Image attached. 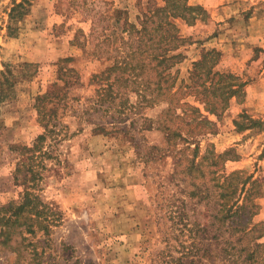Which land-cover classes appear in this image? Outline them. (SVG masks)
<instances>
[{
	"label": "rangeland",
	"instance_id": "rangeland-1",
	"mask_svg": "<svg viewBox=\"0 0 264 264\" xmlns=\"http://www.w3.org/2000/svg\"><path fill=\"white\" fill-rule=\"evenodd\" d=\"M188 3L206 12L192 24L175 19L180 33L188 38L181 48L185 58L175 68L178 84L190 83L194 61L209 49L222 53L218 69L247 81L244 99L233 98L217 120L215 133L198 139L200 155L214 147L224 154L221 164L227 174L243 170L259 180L262 196L255 221H264V131H238L234 124L242 110L264 121V0ZM157 4L165 1L0 0L3 95L8 93V83H13L0 102V219L12 214V206L23 200L24 186L14 180L18 159L13 147L32 144L43 131L34 105L36 97L57 80L60 60L74 58L70 65L83 83L75 91L88 96L92 76L111 64L108 57L119 54L112 47L120 45L117 38L123 18L135 20L142 7ZM117 18H121L118 24ZM107 29L112 40L104 37ZM188 100L193 103V98ZM165 106L147 113L156 115ZM65 121L74 135L60 146L61 173L47 172L44 182L31 189L40 196L41 207L47 206L48 228L36 224L33 234L26 231L23 219L0 224V264H177L178 257L182 264H189L193 258L187 248L193 240L189 230L197 229L194 222L208 217L204 203L187 197L192 186L182 172L185 159L167 155L165 150L160 151L165 156L159 154L146 164L131 136L95 133L70 116ZM138 139L167 148L158 130L144 131ZM186 155L191 157L192 152ZM210 243L216 253V241Z\"/></svg>",
	"mask_w": 264,
	"mask_h": 264
},
{
	"label": "trees",
	"instance_id": "trees-1",
	"mask_svg": "<svg viewBox=\"0 0 264 264\" xmlns=\"http://www.w3.org/2000/svg\"><path fill=\"white\" fill-rule=\"evenodd\" d=\"M164 1L163 5L142 7L135 20L123 18L117 38L120 45L112 47L119 54L108 57L111 64L92 76L89 85L93 88L88 96L75 91L83 83L81 75L70 65L74 58L60 60L57 80L36 97L34 105L43 131L32 144L13 147L18 159L14 180L24 186V195L20 204L12 206L13 213L0 219V224L23 219L28 224L26 231L33 234L36 224L40 229L48 228L47 206L41 207L40 196L31 189L44 182L47 172L60 175L64 162L60 146L74 135L65 121L70 116L78 119L81 127L91 126L95 133L131 136L146 164L159 154L165 156L166 153H160L165 150L167 155L175 158L179 154L185 159L182 172L190 177L192 186L187 197L197 204L204 203V215L208 217L207 221L194 222L197 229L189 230L193 238L187 247L193 256L189 264H264V221H255L260 209L257 200L262 196L259 180L243 170L227 174L221 164L224 154L213 147L200 155L198 140L207 133H215L217 120L228 111L233 98L240 102L244 99L247 81L232 71L218 69L222 53L209 49L194 61L190 83L183 80L179 85L175 68L185 58L181 48L188 38L180 33L175 19L192 24L206 11L200 5H190L188 0ZM120 20L117 18L116 24ZM106 31L104 37L112 40L109 29ZM12 87L13 83H8L5 95L0 89V102ZM189 98H193V103ZM162 104L166 106L156 115L147 113V109ZM234 124L238 131H264V121L253 118L246 110H242ZM151 130L164 134L167 148L138 139L140 133ZM192 144L195 146L191 147ZM186 151L192 152L191 157ZM212 240L216 241V253L211 250ZM180 259L177 258V264H182Z\"/></svg>",
	"mask_w": 264,
	"mask_h": 264
}]
</instances>
